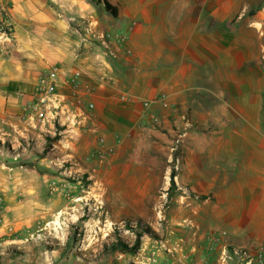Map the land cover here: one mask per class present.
<instances>
[{
    "label": "rangeland",
    "instance_id": "1",
    "mask_svg": "<svg viewBox=\"0 0 264 264\" xmlns=\"http://www.w3.org/2000/svg\"><path fill=\"white\" fill-rule=\"evenodd\" d=\"M71 1L48 4L70 13ZM109 1L125 13L146 3L185 4L189 20L196 18L198 5L206 4L212 10L203 12L205 17L226 20V26L216 23V28L227 30L228 68L264 73V0ZM223 4L225 9H218ZM92 5L98 19L111 18ZM94 36L95 43L105 46L113 34ZM7 38L0 33V60L5 54L2 42H12ZM227 98L220 97L224 102ZM149 105L142 104L141 120L158 128L162 124L148 113ZM180 113L182 122L167 135L162 163L156 165L167 181L148 188L129 184L135 175L131 170L122 176V166L111 168L115 149L92 132L93 126L76 121L80 111L73 123L56 117L44 123L27 121L21 131H0V264H63L65 259L81 264L104 259L126 264H264V219L251 217L256 205L248 194V175L239 174L227 188L196 186L197 180H188L182 159L188 130L210 134L234 124L213 123L211 118L195 127ZM99 136L104 140L101 149ZM212 170L208 166L207 175ZM106 179L115 183L106 185ZM136 190L144 192L139 205L133 202Z\"/></svg>",
    "mask_w": 264,
    "mask_h": 264
},
{
    "label": "crops",
    "instance_id": "2",
    "mask_svg": "<svg viewBox=\"0 0 264 264\" xmlns=\"http://www.w3.org/2000/svg\"><path fill=\"white\" fill-rule=\"evenodd\" d=\"M48 1L11 0L13 32L7 39L12 42L1 44L5 54L0 60V131H21L25 114H30L24 113L30 95L50 67L60 69L61 80L78 71L79 101L68 102V110L61 108L63 115L57 117L73 122L80 111L76 121L83 125L81 111L92 100V120L85 124L95 127L115 149L111 168L122 166V176L128 170L135 173L129 184L148 188L166 183L156 165L162 163L167 135L182 122L179 110L195 127L212 118L213 123L234 126L210 134L187 131L182 159L188 180H197L196 186L227 188L239 174L248 175V194L256 205L251 217L264 219V73L228 68L227 30L216 28V23L226 26V20L205 17L203 12L212 10L206 4L198 5L192 20L184 12L188 5L161 2L120 11L118 19L100 20L90 0H72L70 13ZM219 8L225 9V4ZM104 32L113 34L112 41L105 46L95 43L94 34ZM89 87L96 88L93 98L86 95ZM58 92L66 95L67 87ZM159 95L165 98L155 102ZM226 95L228 102L220 99ZM147 102L148 113L162 124L158 128L141 120V106ZM208 166L213 175H207ZM113 182L105 180L106 185ZM136 191L133 202L139 205L144 192ZM63 264L81 263L65 259ZM88 264L126 262L104 259Z\"/></svg>",
    "mask_w": 264,
    "mask_h": 264
},
{
    "label": "built area",
    "instance_id": "3",
    "mask_svg": "<svg viewBox=\"0 0 264 264\" xmlns=\"http://www.w3.org/2000/svg\"><path fill=\"white\" fill-rule=\"evenodd\" d=\"M11 0H0V33H3L6 37L13 32V25L11 20ZM133 26L135 23L132 24ZM81 74L76 71L72 74L69 80L60 79V69L57 66H52L48 71L40 77L35 85L33 93L30 95V105L24 110V113L30 111L28 116H24L27 121L31 122H48L55 120L57 115H63V110H68V102L79 101V80ZM62 86L67 87L68 93L61 95L58 89ZM95 87H89L86 91V95L93 98L96 94ZM164 95H159L155 98V102L163 101ZM95 109L92 100L88 101L85 106V110L81 111V117L83 125L92 120V113ZM75 122V121H73ZM72 122V123H73ZM80 123V122H79ZM81 124V123H80ZM92 132L100 135L99 131L92 129ZM103 138L99 136L98 147L103 146Z\"/></svg>",
    "mask_w": 264,
    "mask_h": 264
},
{
    "label": "trees",
    "instance_id": "4",
    "mask_svg": "<svg viewBox=\"0 0 264 264\" xmlns=\"http://www.w3.org/2000/svg\"><path fill=\"white\" fill-rule=\"evenodd\" d=\"M92 4L100 6L103 12L112 19H118L120 14V5L118 3L112 4L109 0H90ZM124 247V246H123ZM126 248V247H124Z\"/></svg>",
    "mask_w": 264,
    "mask_h": 264
}]
</instances>
